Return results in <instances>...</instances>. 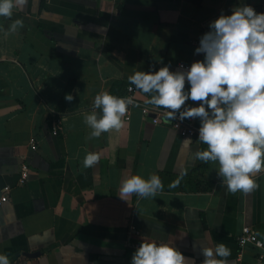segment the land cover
<instances>
[{
    "label": "crops",
    "instance_id": "obj_1",
    "mask_svg": "<svg viewBox=\"0 0 264 264\" xmlns=\"http://www.w3.org/2000/svg\"><path fill=\"white\" fill-rule=\"evenodd\" d=\"M240 2L27 0L11 17L0 16V253L11 264H130L144 237L174 242L196 264L205 259L203 246L218 243L231 253L217 259L264 264L263 249L237 241L250 227L264 243V170L255 174L256 189L227 190L218 162L193 155L206 144L155 124L162 107L128 89L135 71L165 64L175 71L202 59L194 54L199 37ZM243 2L264 12V0ZM17 18L23 25L8 31ZM117 81L128 86L114 95L136 102L122 128L90 137L84 116ZM88 152L99 154L95 167L83 165ZM135 174L159 175L162 189L149 197L122 194L123 180Z\"/></svg>",
    "mask_w": 264,
    "mask_h": 264
},
{
    "label": "clouds",
    "instance_id": "obj_2",
    "mask_svg": "<svg viewBox=\"0 0 264 264\" xmlns=\"http://www.w3.org/2000/svg\"><path fill=\"white\" fill-rule=\"evenodd\" d=\"M27 0H0V16L11 17L13 9ZM23 20L15 19L8 31H16ZM202 59L175 71L165 64L158 70L135 71L128 79L131 86L151 93L146 104L164 109L165 118L183 121L199 117L198 140L206 147H196L193 155L204 162H218V175L227 190L250 192L259 187L257 173L264 170V12L240 2L230 14L211 20L208 30L199 37L194 54ZM186 82L188 87L186 88ZM72 101L71 93L65 95ZM199 101L195 106L186 101ZM132 97L104 91L95 96L93 110L84 116L91 128L90 137L120 129ZM183 105V108L181 106ZM95 109H101L99 116ZM99 154L88 152L85 168L99 161ZM173 182L169 187H174ZM163 187L159 175L145 178L131 175L122 182L124 195L155 196ZM201 264H228L230 248L224 243L215 248L203 246ZM0 264H11L7 254L0 253ZM130 264H196L172 241L144 237L131 256Z\"/></svg>",
    "mask_w": 264,
    "mask_h": 264
},
{
    "label": "built area",
    "instance_id": "obj_3",
    "mask_svg": "<svg viewBox=\"0 0 264 264\" xmlns=\"http://www.w3.org/2000/svg\"><path fill=\"white\" fill-rule=\"evenodd\" d=\"M180 65L188 66L184 63L179 64V66ZM128 89H129V92L131 93L136 91V88L134 86H129ZM130 97L133 98V96H130ZM146 109H150V108H146ZM153 121L155 124H159V123L168 124L172 129H174L183 138L190 139L192 141H199L198 140L199 124L194 120V118H188L183 121H179L177 119L168 120L165 118L164 109L159 108L156 110L155 116L153 117ZM53 123H54L53 133L55 135H58L60 131V124L58 120H54ZM32 149L33 150L37 149V144L35 140H32ZM27 177H28V167L25 165L23 167V171L21 175L22 182H25ZM8 190L9 188H5L6 195L2 198L3 202L7 200ZM237 241L241 248L247 246L248 244H252L256 246L257 248L264 250V243L256 236L255 232L250 227L243 228L241 234L237 238ZM135 247L137 248L138 245H135ZM258 261L264 262V252L259 254Z\"/></svg>",
    "mask_w": 264,
    "mask_h": 264
},
{
    "label": "trees",
    "instance_id": "obj_4",
    "mask_svg": "<svg viewBox=\"0 0 264 264\" xmlns=\"http://www.w3.org/2000/svg\"><path fill=\"white\" fill-rule=\"evenodd\" d=\"M123 85H126V86H128V83L127 82H124V81H117V82H115V84H114V86H113V89H112V94H117V93H115V90L118 88V87H122ZM70 86H71V84H70ZM144 93V92H143ZM148 98H149V96L151 95V93H144Z\"/></svg>",
    "mask_w": 264,
    "mask_h": 264
}]
</instances>
